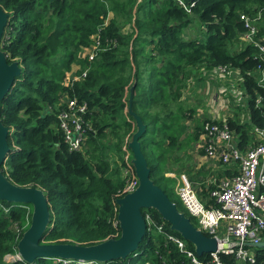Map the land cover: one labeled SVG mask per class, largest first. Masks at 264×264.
<instances>
[{"label": "trees", "instance_id": "obj_1", "mask_svg": "<svg viewBox=\"0 0 264 264\" xmlns=\"http://www.w3.org/2000/svg\"><path fill=\"white\" fill-rule=\"evenodd\" d=\"M182 1L184 5L178 0H0L9 14L1 50L8 64L18 62L22 68L0 102L10 147L1 172L11 184L40 189L46 196L50 221L44 244L94 246L121 237L117 200L129 180L121 171L128 167L125 152L132 154L127 146L138 131L135 116L146 126L140 143L151 179L196 227L163 165L193 146L207 122L226 126L242 152L258 145L254 130L264 128L260 50L250 43L238 48V43L247 31L241 15L257 18L261 13L256 39L264 44V0ZM191 25L200 28L197 38L185 35ZM95 40L101 45L94 60L81 58ZM75 63L78 76H86L65 86L66 73ZM204 67L238 72L246 119L241 113L226 122L196 116L199 104L190 105L183 93L190 71ZM65 94L88 105L90 129L80 151L69 148L59 127L58 107ZM193 115L189 131L186 121ZM238 174L235 164L221 168L224 178ZM203 197L207 206H217L209 195ZM33 211L32 204L0 200V264H81L59 257L32 263L7 260L19 255ZM143 214L151 226L138 249L126 258L94 264H189L167 238L181 235L157 210L143 209ZM186 248L195 250L188 241ZM256 251L255 264H264V248ZM221 259L250 264L224 254Z\"/></svg>", "mask_w": 264, "mask_h": 264}, {"label": "built area", "instance_id": "obj_2", "mask_svg": "<svg viewBox=\"0 0 264 264\" xmlns=\"http://www.w3.org/2000/svg\"><path fill=\"white\" fill-rule=\"evenodd\" d=\"M179 2L184 5L182 0ZM261 15L259 13L257 18L241 15L247 31L240 38L260 50L257 73L259 84L264 86V44H260L256 39L259 30L257 21ZM100 45V41L95 40L89 49L91 61L96 57ZM215 69L226 73L231 70L225 67ZM85 76L86 72H83L82 76L77 75L68 86ZM60 102L59 127L64 134L65 142L72 151H80L86 144L90 129L87 118L88 105L68 94H65ZM205 125L204 152L207 159L218 161L221 167H231L235 164L239 174L232 178L225 177L209 193V201H214L217 206H207L185 174L181 176V186L176 193L188 214L196 219L197 228L217 240L218 250L199 256L196 249L191 251L186 248L187 240L183 237L168 235L167 238L175 242L181 252L186 254L190 260L189 264H229L222 261V254L234 256L238 263L255 264L258 260L256 249L260 248L259 244L264 243V128L257 127L254 130L259 139L258 145L242 152L237 147L235 136L226 126L210 122ZM127 172L129 180L121 193L122 197L135 192L140 185L133 165L128 164ZM147 224L151 226L149 218ZM158 232H163L162 227Z\"/></svg>", "mask_w": 264, "mask_h": 264}, {"label": "water", "instance_id": "obj_3", "mask_svg": "<svg viewBox=\"0 0 264 264\" xmlns=\"http://www.w3.org/2000/svg\"><path fill=\"white\" fill-rule=\"evenodd\" d=\"M9 14L0 6V102L15 86L22 68L18 62L8 64L1 50ZM136 117L138 131L132 137L129 148L133 155V164L140 185L131 194L117 200L118 220L122 230L119 239H110L94 246L72 244H44L43 237L50 221V209L43 191L31 187H19L11 184L2 175L1 167L8 157L10 147L7 142L9 130L2 125L0 113V200L33 205V217L29 230L19 243L18 260L34 262L38 258L59 257L78 260L82 263H96L126 258L138 249L146 236L148 224L143 209H155L167 221L172 230L194 245L196 253L203 256L218 250V242L200 231L186 216L178 210L168 194L151 179V169L141 150V137L146 130L142 120ZM264 248V243L259 244Z\"/></svg>", "mask_w": 264, "mask_h": 264}, {"label": "rangeland", "instance_id": "obj_4", "mask_svg": "<svg viewBox=\"0 0 264 264\" xmlns=\"http://www.w3.org/2000/svg\"><path fill=\"white\" fill-rule=\"evenodd\" d=\"M110 18H112V14H110ZM199 32H201L199 27L191 25V27H188L186 29L185 35L187 37L197 38V36L200 35L198 34ZM245 43L246 42H244L240 38L238 48H241ZM147 49L150 51L152 47H148ZM85 56H88V58H90L89 49L84 50L80 55L81 58ZM89 61L91 60L89 59ZM79 68L80 66L75 63L72 65V69L67 71L66 78L64 81L65 86H67L76 78L79 72ZM189 76V82L186 88L184 89L183 93L184 98H188V102L190 105H194L196 103L199 104L196 116H198L201 120L212 119L223 121L225 118H227L229 114L235 116L236 113H241L242 115V113L245 111L244 103L242 101L243 94L241 92L243 91L241 89V80L238 77L237 71L229 70L226 73L218 71L215 68L211 70H206V67H204L197 71L191 70ZM242 118L246 119V117L243 115ZM193 122L194 115L186 121V125L189 127V131H191L190 128L193 127ZM204 145L205 138L204 133L202 132L200 139L196 143H194L193 146H191L190 148L188 147L189 149H184L180 154H178L177 157L179 159L177 157H170L168 159L167 164L163 165V168L166 171L165 175L174 180V185H171L172 189H176V191L178 190L179 186H181V176L185 174L192 181L193 186L196 187L198 194L201 197H206L209 195L208 192L210 191V186H213L215 184V186H217V184H219L221 180L225 179L224 177H222L221 171H218L221 170L220 163L218 161H207L205 153L203 154L201 152L205 151ZM126 146L127 144L124 146V148H126ZM127 147H129V145ZM191 148L194 149L192 150ZM189 151H191L190 154ZM201 157L206 160L201 166V168H210L209 171L211 172V177L210 175H208V177L207 175H198L197 168L202 163ZM125 160L129 165L134 166V158L131 153L125 152ZM214 171H218L219 173L216 174ZM121 175L123 178L129 179L127 168L122 169ZM206 178H209V183H203L200 184V186L194 185V181L201 182V180L204 181ZM159 179H161V177ZM177 197L179 198L178 195ZM205 197H203V199H206ZM179 201L181 202L180 198ZM17 258L18 254L7 256L8 261H12Z\"/></svg>", "mask_w": 264, "mask_h": 264}, {"label": "crops", "instance_id": "obj_5", "mask_svg": "<svg viewBox=\"0 0 264 264\" xmlns=\"http://www.w3.org/2000/svg\"><path fill=\"white\" fill-rule=\"evenodd\" d=\"M229 118H233V115H228L227 116V118H225L224 120H223V122H225L227 119H229ZM219 121V120H218ZM221 121V120H220ZM202 159H201V165H199V167L197 168V170H198V175H207V177H208V175H210V177H211V172L209 171L210 170V168H208V167H204V168H201V166L203 165V163L207 160V161H209L208 159H204L203 157H201ZM223 167V166H222ZM221 167V168H222ZM220 168V169H221ZM218 171H221V170H218ZM218 171H214L216 174L217 173H219ZM213 172V173H214ZM208 173V174H207ZM202 182V183H201ZM201 182H196V181H194V185L196 186H200V184H205V183H209V178H206L204 181L203 180H201ZM195 189H196V187H195ZM197 190V189H196ZM198 192V191H197Z\"/></svg>", "mask_w": 264, "mask_h": 264}]
</instances>
